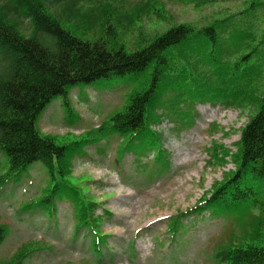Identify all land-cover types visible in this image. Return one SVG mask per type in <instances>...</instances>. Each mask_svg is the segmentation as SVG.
<instances>
[{"label": "trees", "instance_id": "1", "mask_svg": "<svg viewBox=\"0 0 264 264\" xmlns=\"http://www.w3.org/2000/svg\"><path fill=\"white\" fill-rule=\"evenodd\" d=\"M90 1L0 0V151L9 161L8 170L0 175V187L23 176L34 162H42L49 186L47 193L31 205H41L54 214L57 198L72 200L77 230L88 228L92 246L101 254L109 234L99 229L100 223L113 212L105 208L97 214L98 202L72 185L68 175L75 158L86 152L103 130L104 135L116 133L122 138V154L131 151L140 157L154 151L156 160L167 163L165 134L154 128L156 123L174 122L176 130L190 126L199 103L254 108L241 129L235 151L216 139L207 147L209 165L232 162L235 168L226 171L224 178L216 181L212 191L205 192L195 205L171 215L167 231L175 239L184 218L205 210L244 215L240 211L246 203L260 213L252 225L264 224V33L260 41L249 45L252 49H231V31H237L239 39L245 36V31L234 25L239 23L237 17L244 13L242 10L200 27L192 23L173 26L129 50L117 44L115 32L106 29L107 22L113 24L109 14L113 16L116 9L110 0H93L104 8H92L83 16L100 21V36L81 38L63 26L64 17L82 15L81 7ZM179 1L205 4L226 0ZM152 4L147 0L139 9ZM263 4L264 0H248L247 10H258ZM51 7L60 9L54 11ZM116 75H127L128 83H137L138 87L110 116L109 124L97 128V135L91 136L90 130L85 132L87 137L61 145L39 130V119L55 98L62 96L66 111L72 112L73 87ZM219 126L213 122L210 131ZM8 228L7 223L0 222V245ZM33 251V244L25 243L8 260L0 258V264H24ZM212 256L214 264H264V247L242 245L233 237L218 243Z\"/></svg>", "mask_w": 264, "mask_h": 264}, {"label": "rangeland", "instance_id": "2", "mask_svg": "<svg viewBox=\"0 0 264 264\" xmlns=\"http://www.w3.org/2000/svg\"><path fill=\"white\" fill-rule=\"evenodd\" d=\"M110 1L116 9L113 16L109 14L113 24L107 22L106 29L115 32L117 44L129 50L173 26L192 23L200 27L214 18L242 10L244 13L237 17L239 23L234 25L244 30L245 36L239 39L237 31H231L228 38L231 49L236 52L252 49L249 45L260 41L264 33V4L250 11L248 0L205 4L150 0L153 4L141 9L139 5L147 0ZM92 8L104 7L91 0L81 7L82 15L64 17L63 26L81 38L100 36V21L83 17ZM128 80L127 75H116L76 85L70 91L75 110L67 112L64 98H55L42 113L39 130L61 145L87 137L85 132L90 130L91 136L97 135V127L107 126L109 116L121 109L129 93L138 87ZM210 106L197 104L195 122L180 130H176L174 122L165 120L153 125L165 134L167 163L156 160L154 151L140 157L131 151L123 155L118 151L122 138L116 133L104 135L105 130L95 143L86 147V152L75 158L68 175L70 183L98 202L97 214L105 208L113 211L112 216L104 217L100 223L99 229L110 233L101 254L92 246L89 229L77 230L72 200L57 198L54 214L47 213L41 205H31L35 202L33 198L46 194L43 190L49 186L46 168L42 162H34L23 176L0 188V222L9 227L0 245L1 259L8 260L26 242L33 244L34 252L24 259V264H214L212 253L217 244L233 237L242 245L264 247V224L252 225L253 218L260 217V213L249 203L240 211L244 215L210 210L189 215L183 219L184 225L175 239L167 231L169 216L195 205L205 192L212 191L216 181L224 178L226 171L235 168L232 162L226 166L209 165L207 147L216 139L235 151L241 129L255 111ZM213 122L220 126L211 132ZM118 157L122 158L121 163L116 162ZM8 168V157L0 151V175Z\"/></svg>", "mask_w": 264, "mask_h": 264}]
</instances>
